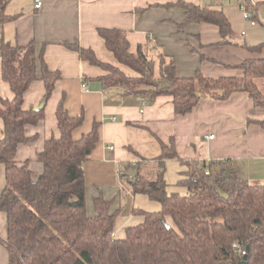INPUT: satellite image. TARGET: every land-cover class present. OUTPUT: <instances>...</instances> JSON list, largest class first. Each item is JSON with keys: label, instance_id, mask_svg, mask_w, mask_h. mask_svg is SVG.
Returning <instances> with one entry per match:
<instances>
[{"label": "trees", "instance_id": "16d2710c", "mask_svg": "<svg viewBox=\"0 0 264 264\" xmlns=\"http://www.w3.org/2000/svg\"><path fill=\"white\" fill-rule=\"evenodd\" d=\"M6 3L0 0V28L10 20ZM171 6L184 10L185 23L216 26L221 45L236 44L221 10L181 0L164 5ZM247 7L255 19V6ZM97 33L115 62L136 76L101 62L91 49L81 48L76 42L63 45L82 61L105 71L107 74L99 79L106 85L123 87L129 95H146L149 101L168 96L176 115L190 113L201 99L226 101L238 93L247 94L255 107L264 109V95L255 83L264 79V59L241 64V77L212 79L196 73L181 78L174 60L159 54L156 77V62L144 46H138L132 54L123 31L101 28ZM263 48L246 47L251 52ZM38 63L44 84L40 104L44 107L35 111L34 107L24 108V96L38 78ZM0 75L12 93L11 99L0 96V165L5 181L0 212L5 214L7 227L0 245L8 254V264H241L244 257L243 264H264V185H251L234 172L212 174L213 164L187 162L188 169L179 181L185 195L169 193L165 161L178 159L172 141L168 146L161 144L157 159L137 163L134 175L126 182L131 194H144L161 209H133L132 213L143 221L127 227L123 238H114L118 212H111L112 202L99 196L93 200V215L86 210L83 165L99 141V125L94 123L87 134L74 140L72 133L83 124L84 116H70L62 96L55 110L59 137L45 141L37 155L42 171L34 177L28 161H15L16 151L19 145L33 140L25 136V127L43 120L45 106L61 75L47 68L42 54L37 56L35 43L18 47L1 40Z\"/></svg>", "mask_w": 264, "mask_h": 264}, {"label": "crops", "instance_id": "0c3cea01", "mask_svg": "<svg viewBox=\"0 0 264 264\" xmlns=\"http://www.w3.org/2000/svg\"><path fill=\"white\" fill-rule=\"evenodd\" d=\"M201 8L221 10L234 34L235 45H221L219 29L211 24L185 23L186 15L177 6L164 7L175 0H7L5 13L10 20L0 28V40L18 47L36 44V54L51 71H58L44 118L37 125L25 127V136L33 139L18 146L15 161L29 162L37 177L42 167L37 155L45 141L58 138L55 110L64 96V107L70 116L83 114V124L73 131L74 140L87 134L94 123L99 125V141L83 165L87 214L93 215V200L101 196L111 201V212H118L113 236L121 239L124 230L140 224L143 217L122 208L130 189L128 168L141 160L147 163L162 153L161 144L173 142L178 159H168L166 166L177 165L187 171V162L213 164L216 173L234 172L251 185H264V109L255 107L245 93L226 101L201 99L185 115H176L171 98L129 95L123 87L109 86L99 78L107 73L79 59L63 43H77L91 49L98 60L136 76L117 64L104 46L97 30L118 29L126 34L129 52L135 54L144 46L156 61L159 54L175 62L176 74L190 78L201 73L205 78L241 77L240 65L251 59H264V0H254V17L258 24L243 19L238 0H181ZM41 2L39 9L35 8ZM149 41L148 46L146 47ZM242 45H245L242 46ZM38 78L24 96V108L37 107L44 95V84ZM264 95V79L255 81ZM0 96L11 99L12 93L0 75ZM2 122L0 120V137ZM212 136V138H210ZM144 161V162H145ZM220 165H217V164ZM134 171V170H133ZM164 172V179H165ZM122 176H125L121 178ZM4 167L0 165V193L4 187ZM5 225L0 237L6 238ZM0 264H8V254L0 245Z\"/></svg>", "mask_w": 264, "mask_h": 264}, {"label": "rangeland", "instance_id": "374dc122", "mask_svg": "<svg viewBox=\"0 0 264 264\" xmlns=\"http://www.w3.org/2000/svg\"><path fill=\"white\" fill-rule=\"evenodd\" d=\"M153 59V58H152ZM156 62V61H155ZM127 75V74H126ZM155 75L158 76V64L156 62L155 67ZM185 170V168L183 169ZM182 169H179L177 165H169L166 166V172H165V182L167 184V191L169 193H178L180 195H185L186 189L182 184H179V181L182 179V175L180 176L179 173L183 171ZM129 174H133V169L128 168ZM216 170L212 169L211 173L216 174ZM128 200H124L122 203V208L130 211L131 208H137L145 212H157L161 209L159 203L152 201L144 194H129ZM168 223H170V219H167ZM5 225V222H2V219L0 218V228H2Z\"/></svg>", "mask_w": 264, "mask_h": 264}, {"label": "built area", "instance_id": "2783aa9c", "mask_svg": "<svg viewBox=\"0 0 264 264\" xmlns=\"http://www.w3.org/2000/svg\"><path fill=\"white\" fill-rule=\"evenodd\" d=\"M203 1H209V0H203ZM239 8L242 12L243 19L248 21L251 25L258 24V22L252 18L253 13L248 9V5L255 6L254 0H238ZM41 6V2H37L35 5L36 9H39ZM212 138V136H210ZM206 175H208V172H205ZM242 255H245L244 251H241Z\"/></svg>", "mask_w": 264, "mask_h": 264}, {"label": "water", "instance_id": "95a60500", "mask_svg": "<svg viewBox=\"0 0 264 264\" xmlns=\"http://www.w3.org/2000/svg\"><path fill=\"white\" fill-rule=\"evenodd\" d=\"M43 107H44V104H40L39 106L35 107L34 110H35V111H40V110L43 109ZM244 260H245V257L243 258V262H242L241 264L244 263Z\"/></svg>", "mask_w": 264, "mask_h": 264}]
</instances>
